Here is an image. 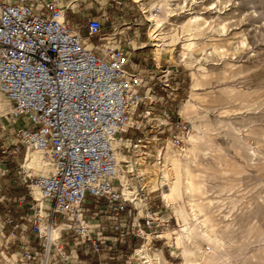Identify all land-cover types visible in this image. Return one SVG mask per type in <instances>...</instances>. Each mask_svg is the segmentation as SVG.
Here are the masks:
<instances>
[{
	"label": "built area",
	"instance_id": "2783aa9c",
	"mask_svg": "<svg viewBox=\"0 0 264 264\" xmlns=\"http://www.w3.org/2000/svg\"><path fill=\"white\" fill-rule=\"evenodd\" d=\"M67 9L58 0H0V93L11 107L6 115L25 123L15 128L16 148L43 150L54 167L48 176L22 175L32 203L23 207L24 197L19 198L23 221L13 227L20 232L12 228L8 237L22 243L20 264H65L69 240L91 257L90 264L96 257L98 264H135L132 253L147 240L145 234L152 235L150 245L162 248L165 239L158 232L170 229L173 219L149 205L140 212L123 195L113 144L131 127V115L146 98L140 88L149 84L150 68L159 65L154 58L151 64L144 58L133 62L145 44L129 45L114 28L113 35H103L97 16H85L82 36ZM84 38L98 43L86 47ZM174 129L173 142L182 144L190 124L177 120ZM132 178L128 187L134 191ZM31 187L38 189L42 205ZM15 218L7 216L3 223L11 225ZM57 224L60 236L52 240Z\"/></svg>",
	"mask_w": 264,
	"mask_h": 264
},
{
	"label": "rangeland",
	"instance_id": "374dc122",
	"mask_svg": "<svg viewBox=\"0 0 264 264\" xmlns=\"http://www.w3.org/2000/svg\"><path fill=\"white\" fill-rule=\"evenodd\" d=\"M157 1L160 3L159 0H142L140 5L134 0H58V4L68 8L66 15L74 27L83 30L84 12L97 16L104 23L103 35H110L114 28L121 32L122 39L126 38L129 45L145 44L139 56L135 52L133 62H141L144 58L142 60L151 64L154 58L159 65V68L155 65L150 68L149 84L140 88L146 98L131 115V127L116 141H120L118 153L125 155L132 165L133 170L125 167V174L128 184L129 175L134 177L131 179L133 192L143 201L138 209L149 205L173 219L170 229L160 231L166 241L159 248L162 252L158 253L160 258L163 256L172 264H182L179 248L175 245L180 225L173 210L161 197V192H166L168 186L160 183V171L168 144L185 146L172 143V135L177 133L174 129L177 120L189 123L192 130L190 120L181 112V104L189 100L195 90L201 93L196 101L211 123L207 130L210 139L205 145V154L192 165L198 178H205L208 182L207 192L202 197L206 202H212L210 214L217 225L232 222L234 247L245 246L246 250L239 255L238 261L229 264H264V258L261 260L264 256V0H166L176 14L171 17V27L180 38L174 45L167 44L155 54L148 34L150 23L146 18ZM193 15H201L205 21L198 43L192 50V66H188L179 58L182 40L186 38L180 24ZM222 28L225 30L218 33ZM81 34L84 36L83 31ZM91 41L98 42L96 38ZM216 45L220 47L214 48ZM200 64L204 66L202 71L206 72V80L203 85L192 87V71L196 72ZM7 102L0 94V105L4 110V115H0V229L7 215L18 214L16 205L20 197H24L20 203L23 207L32 203L21 180L22 175L29 177L22 167L28 149L16 148L14 133L22 121L6 115ZM193 119L196 121V116ZM9 123H15L16 127L7 126ZM1 146L5 147L4 151ZM144 167L152 169L150 178L141 179L137 173L136 169ZM155 179L152 187L153 184L149 183ZM218 199L223 200L219 202ZM232 200L234 204H231ZM21 221L16 216L15 222L6 225L3 231L14 228ZM14 231L20 232L18 228ZM6 238L9 245L0 246V254L3 252L8 259L0 260V264H20V254L14 245L17 238L8 237V233ZM158 242L154 241L155 244ZM113 261L110 262L115 264Z\"/></svg>",
	"mask_w": 264,
	"mask_h": 264
},
{
	"label": "bare ground",
	"instance_id": "6f19581e",
	"mask_svg": "<svg viewBox=\"0 0 264 264\" xmlns=\"http://www.w3.org/2000/svg\"><path fill=\"white\" fill-rule=\"evenodd\" d=\"M69 1L73 0H68V2ZM134 1L140 5L142 4V0ZM159 2L160 3L157 1L155 6L148 11L146 18L150 23L148 26V34L150 37L149 40L153 41L155 54H158L167 44L174 45L175 41L180 38L178 33L174 31V28L171 27V17L176 15L175 12H173V7L171 8L169 4L166 3V0H159ZM61 8L65 7L61 5ZM204 21L205 19L201 15H193L190 16L187 21L180 24L181 31L185 33L186 38L182 40V50L179 54V58L188 66H192V50L198 43V37L202 34ZM224 30L225 29L222 28L218 30V33L223 32ZM82 43L84 46L89 47L84 40H82ZM217 47H220V45L214 46V48ZM200 49L202 52L205 51L202 47ZM207 53L210 54L211 52ZM204 58L206 59V56ZM203 69L204 66L200 64L196 72L192 71V87L203 85L204 80H206V72H203ZM218 78L220 79V77ZM147 91L148 89L146 92ZM200 95L201 93L192 90L191 98L181 104V112L190 120L192 130L182 137V145H185L184 147H174V144L171 145L169 143L163 152V166L160 171V183L166 184L168 190L166 192L162 191L161 197L163 202L173 210L180 225V229L176 232L175 245L179 248L178 251L182 258V264H229L238 261L239 255L241 256V253L243 254L246 250L245 246L242 248L239 247V249L234 247L233 244L235 237L230 229L232 227L231 221H228L225 224L223 223L224 225H217L215 223L210 214L212 202H206L202 197V194L207 192V179H199L198 173L192 168V165L199 162V158L204 156L205 145L210 139L207 135V130L210 128L211 123L208 121L207 115L203 112V109L196 101L201 97ZM7 104L8 110L6 114L11 108L8 102ZM0 115H4V110L1 105ZM193 116H196V121L193 119ZM17 119L22 121V124L17 128L22 127L24 125V119L22 117H18ZM116 140L114 141L113 146L117 162V179L122 184V193L124 196L131 200L137 208H140L143 205V201L128 187L129 181L125 174V167H127V170H133L132 165L128 163L129 160L125 155L118 153L117 144H119L120 141ZM27 149L22 163V167L27 176H48L53 172L54 167L43 150L36 148ZM158 151L159 153L161 152L160 150ZM136 171L142 176L141 179L150 178L153 173L152 169L149 167L136 169ZM206 173L209 172L206 171ZM155 182L156 179L150 181L149 184H153L152 187H154ZM31 191L35 199L38 200V205H42L38 189L36 187H31ZM221 200L219 202H221ZM231 204H234L233 200L231 201ZM139 211L141 212L142 209ZM60 227L61 224H57L51 230L50 236L52 240H57L59 238ZM158 234L162 237L160 231ZM148 249L149 247L146 245L139 246L134 252V257L137 260L141 259L144 264H171L166 259H163L162 261L161 259L159 260L157 253L150 254ZM173 252L175 253L174 250ZM262 258H264V256L261 257V260Z\"/></svg>",
	"mask_w": 264,
	"mask_h": 264
},
{
	"label": "crops",
	"instance_id": "0c3cea01",
	"mask_svg": "<svg viewBox=\"0 0 264 264\" xmlns=\"http://www.w3.org/2000/svg\"><path fill=\"white\" fill-rule=\"evenodd\" d=\"M73 1H75V0H73ZM87 15V12H84V16H86ZM83 32H84V37H86V32H85V30H82ZM81 31V32H82ZM116 32H120V31H114V33L113 34H115ZM113 34H110V35H113ZM110 35H108V36H110ZM85 42H86V44H87V46H89V47H91V46H94L95 44H97V43H93L91 40H89V39H83ZM149 92V91H148ZM7 126H15L16 127V125H15V123H9ZM17 213L18 214H16V216H18L19 215V211L17 210ZM8 216V215H7ZM16 216H13V217H16ZM6 227V225L2 222V225H1V229H0V231H1V243H0V246H3L4 247V244H6V245H9V244H7V241H8V239L6 238V236H7V233H8V231H9V229L8 228H6L4 231H3V228H5ZM26 236V238L27 239H29V240H31L32 241V244L35 246V239L30 235V234H26L25 235ZM162 236V235H161ZM145 237L147 238V240L144 242V243H141V244H139L137 247H136V249L139 247V246H142V245H146V246H148L149 247V249H148V251H149V253L150 254H152V252L154 253V251H156L157 250V256H158V258H159V260L161 259V261L163 260V259H165L163 256H162V258H160V256H159V254L158 253H162L161 252V250L159 249V248H161L160 246H152V245H150V243L148 242V240H150V237H151V234H146L145 235ZM163 238H165V235H163L162 236ZM34 240V241H33ZM128 240L130 241V242H133V243H138V241H140L141 242V240H139V239H133V238H128ZM137 241V242H136ZM15 242V241H14ZM160 243H161V241L159 240V242L157 243V244H155L154 243V245H160ZM165 243H166V241H165ZM13 245V244H12ZM15 247L17 248V251L16 252H19V250L21 249V247H22V243H19V241H16L15 242ZM65 250H66V255H67V257L65 258V264H72V262H73V264H90V262H91V257H89V256H86L85 258H79V256L81 255V256H84V254H83V251H82V248L80 247V246H78V244L75 242V241H71V240H69L68 241V243L67 244H65ZM122 249L124 248L125 249V246L124 245H121L120 246ZM136 249H135V251H136ZM159 249V250H158ZM134 251V252H135ZM134 252L132 253V259H133V261H134V263L135 264H144L143 263V261L141 260V259H139V260H137L135 257H134ZM6 259H8V257L2 252L1 254H0V260H6ZM98 259H97V257L96 258H94L93 260H92V263L91 264H98ZM115 264H119V263H117L116 261H113ZM169 262V261H168ZM171 264H172V262H170ZM61 264V263H60ZM110 264H112L111 262H110Z\"/></svg>",
	"mask_w": 264,
	"mask_h": 264
}]
</instances>
